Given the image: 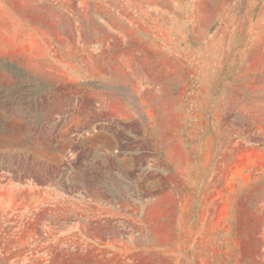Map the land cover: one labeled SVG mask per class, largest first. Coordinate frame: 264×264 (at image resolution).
Listing matches in <instances>:
<instances>
[{
    "label": "rangeland",
    "instance_id": "1",
    "mask_svg": "<svg viewBox=\"0 0 264 264\" xmlns=\"http://www.w3.org/2000/svg\"><path fill=\"white\" fill-rule=\"evenodd\" d=\"M0 264H264V0H0Z\"/></svg>",
    "mask_w": 264,
    "mask_h": 264
}]
</instances>
